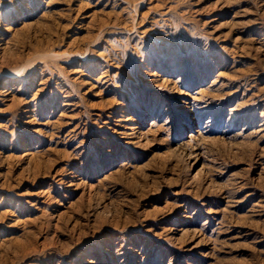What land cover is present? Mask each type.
Returning <instances> with one entry per match:
<instances>
[{
	"label": "rangeland",
	"instance_id": "374dc122",
	"mask_svg": "<svg viewBox=\"0 0 264 264\" xmlns=\"http://www.w3.org/2000/svg\"><path fill=\"white\" fill-rule=\"evenodd\" d=\"M0 264H264V0H0Z\"/></svg>",
	"mask_w": 264,
	"mask_h": 264
},
{
	"label": "bare ground",
	"instance_id": "6f19581e",
	"mask_svg": "<svg viewBox=\"0 0 264 264\" xmlns=\"http://www.w3.org/2000/svg\"><path fill=\"white\" fill-rule=\"evenodd\" d=\"M50 57V56H49ZM45 58V57H44Z\"/></svg>",
	"mask_w": 264,
	"mask_h": 264
}]
</instances>
